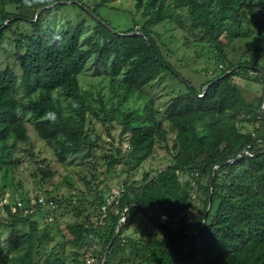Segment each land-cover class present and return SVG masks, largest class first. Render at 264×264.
I'll use <instances>...</instances> for the list:
<instances>
[{
  "label": "trees",
  "instance_id": "obj_1",
  "mask_svg": "<svg viewBox=\"0 0 264 264\" xmlns=\"http://www.w3.org/2000/svg\"><path fill=\"white\" fill-rule=\"evenodd\" d=\"M114 1L90 4L84 0H0V170L7 162L14 163L10 160L9 143L12 141V148L20 149L19 143L29 141L28 123L60 164L91 160L98 151L102 152L107 168L99 171L95 167L92 175V181L98 182L95 197L89 203L93 211L84 208L82 200L66 206L77 210V218L85 215L84 223L69 227L71 243L78 247L71 264H83L80 250L91 235L103 242L97 254L100 260L105 255V264H264V140L262 146H254L253 131L243 133L239 127L258 123L264 110V90L257 104L247 100L233 82L234 77L251 75L254 70L259 76L251 77L264 83V0H174L172 5L165 0H135L137 10L144 9L142 21L134 19L133 26L120 31L99 14L101 8ZM70 6L77 9V23L60 25L55 19L48 21L62 7ZM183 8L188 9L196 27L203 28L204 38L227 65H221L222 72L204 84L201 91L180 78L151 31ZM243 22L252 28L243 31ZM20 24L31 31L21 34L16 42L17 48L25 49L19 57V76L11 67H2L1 53L6 34ZM250 32L256 36L253 55L245 62L232 63L226 54L227 43L247 37ZM92 60L97 74H108L112 83L117 80L124 89L122 94L117 93L119 106L163 73H173L180 79L187 91L175 96L163 114L175 133L172 147L158 119L160 112L153 105L147 106L143 115H134L119 108L109 111L101 101L103 117H99L80 84V77ZM21 90L25 99L19 98ZM61 98L74 114L64 115ZM88 114L96 116L103 125L111 124L106 126L111 138L108 151L100 145L99 135L93 138L85 129ZM119 117L120 143L116 146L110 131ZM198 127L205 128V134H200ZM255 130L264 139L263 125ZM129 133L128 148L123 149V140ZM157 141L166 143L173 164L152 179L146 174L144 186L138 187L137 181L125 182L124 190L108 208L105 223L96 226L92 220L95 216L100 219L101 207L107 203L98 188L117 165H123L128 177L138 170L153 154ZM250 144L253 156L239 157ZM11 168L5 167V177ZM37 175L41 184L53 178L47 159L37 162ZM204 178L206 184L202 182ZM85 182L91 186V182ZM192 182L205 194L196 225L182 217L192 204ZM6 188V184L0 186L1 205L8 198ZM47 196L56 207L38 206L34 214L24 215L21 209L12 208L18 199L27 205L31 195L8 198L10 205L2 207L11 222L0 223V230L30 226V232L18 236L13 244L18 251L9 259L13 264H38V248L49 235L46 229L43 237L37 236L35 218L63 208L60 199L48 193ZM158 210L168 218L162 219ZM139 211L163 233L162 239L145 242L124 235L132 222L129 214ZM126 246L131 249L132 260L121 258L115 262ZM42 264L66 262L51 252Z\"/></svg>",
  "mask_w": 264,
  "mask_h": 264
},
{
  "label": "rangeland",
  "instance_id": "obj_2",
  "mask_svg": "<svg viewBox=\"0 0 264 264\" xmlns=\"http://www.w3.org/2000/svg\"><path fill=\"white\" fill-rule=\"evenodd\" d=\"M84 1L93 4L101 0ZM165 3L172 5L174 0H165ZM135 4V0H116L111 4L108 3L109 7L101 8L99 14L113 28L120 31L126 27L133 26L134 19L142 21L144 9L137 10ZM25 13L31 17V13L27 11ZM53 20L58 24L60 23V25L67 22L75 24L78 22L77 9L72 6L62 7L60 11L55 12L54 16L48 19V21ZM89 23L91 24L90 20ZM57 26L56 24L55 28ZM90 27L92 26L90 25ZM249 28H252V26L243 22L242 30L247 32ZM30 31L26 25L20 24L13 31L6 34L3 42L1 53L2 67H11L19 76L22 74L19 57L25 49L23 47L17 48L16 42L21 34L30 33ZM151 31L154 32L157 40L162 45L164 55L173 66L175 72L179 74L181 79L190 81L198 91H201L204 84L222 72L221 65L227 66L221 62L216 52L210 47V43L204 38L203 28L196 27L187 8L176 10L173 18H169L155 26ZM256 46V36L250 32L247 37H241L227 43L225 50L228 59L232 63L238 64L249 60ZM262 55L261 64L264 66V53ZM174 75L170 72L163 73L142 91L132 93L128 101L122 106H119L120 100L117 93L122 94L124 89L121 88L117 80L112 83V78L108 74H97L94 60L89 63L86 72L80 77V84L82 90L88 96L92 108L98 113L99 117H103L100 112L101 101L109 111L119 108L125 114L133 113L134 115H143L145 108L153 105L160 112L158 119L162 128L168 133V145L172 147L176 138L175 133L163 114L175 96L187 91L186 86ZM233 82L243 91L247 100L255 101L258 104L259 99L263 95L264 83L256 81L250 74L245 77H234ZM19 98H26L23 90L19 92ZM61 101L63 102L62 98ZM63 105L64 115L74 114L66 103L63 102ZM119 119L121 118L119 117L116 122H113L115 128L110 131L116 146L120 143V126L117 123ZM88 121H91V123H88ZM105 123L103 125L96 116L88 114L85 129H88L93 138L99 135L102 138L100 145L108 151L111 148L108 144L111 138L107 134L106 126L111 124L109 122ZM258 126V124L239 125L243 133L254 131ZM27 128L30 139L28 142L19 143L20 149L12 148V141L9 143L10 160L14 163L11 165L10 162H7L3 165L2 170H0V186L3 184L7 185L5 197L10 200L21 198L24 195H43L42 197H48L47 193L49 196L61 200L63 208L57 213L44 214V212L35 218L37 236L39 238L43 237L46 229H48L49 235V239L44 241L42 246L38 248L39 254L35 262L42 264L50 253L54 252L64 258L66 264H71L76 258L78 247L71 243L73 236L69 227L76 223H84L85 215L77 218V210L74 207L68 208L66 206L69 203L77 205L79 200H82V203H84L83 207H87L90 212L93 211L92 208L90 209L89 203L95 197L98 182L92 181V175L96 173L95 167L99 171H104L107 168V162L101 159L102 152L98 151L91 160H71L65 164H60L57 162L52 149L39 138L34 127L28 123ZM198 132L205 134L206 129L198 127ZM129 135L130 133L123 140V149L128 148ZM112 152L116 155L114 150ZM41 159H47V164L51 165L54 171L53 178L44 184H41L37 175V162ZM172 164V157L167 151L166 143L157 141L153 154L138 170L128 177L123 165H117L111 170L105 184H102L98 189L105 197L116 198L124 190L123 184L125 182L130 184L133 181H137L138 187L144 186L143 177L146 174L152 179ZM10 166H12L11 171L9 170L7 177H5V167ZM85 180L91 182V186H88ZM182 180H185L184 177ZM202 182L206 184L207 178H204ZM70 198H72V201H69ZM204 201V192L194 188L191 207L182 216L185 217L187 223L192 225L198 223L199 216L204 208ZM158 213L162 219L168 218V215L164 214L163 211L158 210ZM128 218H132V222L129 229L124 232V235L136 241L142 240L145 242L152 241L155 238H163V233L142 212L130 213ZM10 219L3 211L0 203V223H10ZM102 223H105L104 217ZM29 232V224L19 225L15 230H9L8 228L0 230V264H13V261L9 260L10 257L18 255V251L15 250L13 244L18 236ZM97 245L98 249H102L103 242L100 240ZM132 255L131 249L126 246L124 252L118 254L115 262H118L121 258L132 260Z\"/></svg>",
  "mask_w": 264,
  "mask_h": 264
},
{
  "label": "built area",
  "instance_id": "obj_3",
  "mask_svg": "<svg viewBox=\"0 0 264 264\" xmlns=\"http://www.w3.org/2000/svg\"><path fill=\"white\" fill-rule=\"evenodd\" d=\"M251 75L253 77H258L259 76V73L257 71H251ZM258 125H263L264 127V110L262 111V115L261 116H258ZM258 128V127H257ZM252 136L254 137V139H256V144L254 143L253 145H258L259 147L263 145V138L259 137L258 133L256 132V130H254L252 132ZM253 145H248L247 148H245L241 154L239 155V157H242L243 155H247L249 157H252L253 156V153H252V150H253ZM193 183V182H192ZM195 187V184L193 183L192 184ZM122 192V191H121ZM43 196V195H42ZM41 195H34V196H31V200L30 202L28 201V204L25 205L21 200H17L16 201V207L15 205L12 206V208L16 209H21V211L23 212L24 215H29V214H34L36 213V209L38 206H42V207H56V205L54 204L53 201H48L45 196L42 197ZM116 198L114 197H111V198H107V203L105 205H103L101 207V214L102 216L100 217V219L98 217H94L93 218V222L96 224V226H100V224H102V219L103 217H105L107 211H108V208L109 206L112 204V202L114 200H116ZM9 206L10 205V202H9V199L6 198L3 200L2 202V207L4 206ZM5 209L3 208V211ZM119 213V210H116L115 211V214H118ZM126 219V216L124 214L123 216V220ZM97 242L98 239L96 238V236L94 235H91L89 237V240H88V243L80 250V255H81V259H82V263L83 264H105V257L103 256L102 259L100 260V258H98V252L101 250V249H98V245H97Z\"/></svg>",
  "mask_w": 264,
  "mask_h": 264
},
{
  "label": "water",
  "instance_id": "obj_4",
  "mask_svg": "<svg viewBox=\"0 0 264 264\" xmlns=\"http://www.w3.org/2000/svg\"><path fill=\"white\" fill-rule=\"evenodd\" d=\"M39 17V14L37 15V18ZM214 180V179H213ZM105 256V255H104Z\"/></svg>",
  "mask_w": 264,
  "mask_h": 264
}]
</instances>
